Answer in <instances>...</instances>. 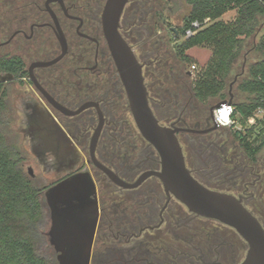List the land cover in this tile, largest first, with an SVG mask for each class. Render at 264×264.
Segmentation results:
<instances>
[{"label": "flooded vegetation", "instance_id": "flooded-vegetation-1", "mask_svg": "<svg viewBox=\"0 0 264 264\" xmlns=\"http://www.w3.org/2000/svg\"><path fill=\"white\" fill-rule=\"evenodd\" d=\"M4 2L5 4L8 2L12 7L13 17L4 23L3 32L0 34V59L12 56L22 58L29 83L34 90L29 97L43 103L82 153L80 145L87 141V134L92 128L95 131L99 123L98 118L96 124L97 108L90 107L79 114L66 115L50 104L30 79V67L33 63L51 61L63 52V45L58 37L62 32L66 40L64 56L52 65L34 67L33 73L43 88L69 109L76 110L86 102L99 103L105 116L99 144L102 133L109 123L106 109L113 106L109 101L112 97L113 78L108 63L112 56L102 29L101 16L104 6H100V0H4ZM4 49H7L5 54ZM16 79L24 80L25 77L14 76L13 80L3 83L7 84ZM27 106L33 104L27 103ZM87 163L95 167L90 159ZM83 165L79 166V170L83 169ZM247 166L246 170L252 175V180L242 185L237 196L264 228V166L260 169L258 160L251 159ZM65 176L56 177L50 173L49 177L54 179L41 190V194H45L47 188ZM164 193L167 199L163 205L149 206L103 205L98 197L100 212L90 264L243 263L249 246L247 244V251L242 254L241 243L235 235L231 236L217 229L211 232V238L205 240L192 234L190 237L188 232L186 236H182L181 232L179 238L178 216L172 204L173 197L168 196L165 190Z\"/></svg>", "mask_w": 264, "mask_h": 264}, {"label": "trees", "instance_id": "trees-1", "mask_svg": "<svg viewBox=\"0 0 264 264\" xmlns=\"http://www.w3.org/2000/svg\"><path fill=\"white\" fill-rule=\"evenodd\" d=\"M186 2L190 6V11L184 17V25L182 28H171L165 34L179 65L170 66L168 72L165 70L159 72L163 79L162 84L156 85L154 91L158 98L168 101V107L175 111L171 114L172 118L184 122L185 128L192 126L195 129H203L204 124L205 127H209L208 123H213L212 99L219 98L223 101L232 97L226 88L233 78L232 83L236 85L237 92L243 95L240 101L231 100L235 106L233 117L241 124V128L237 125L219 128L232 130L245 155L256 161L258 154L264 150V113L262 118H258L252 125L248 124V119L257 110H264V0H186ZM232 10H236L232 20L222 19L223 15ZM207 18H210L209 23L203 24L195 34L185 36V31L193 21L204 22ZM152 20L157 31L167 27V19L161 11L155 12ZM198 46H208L212 51L211 58L200 68L188 53V50ZM251 57L255 58L251 61ZM193 65L196 66L195 71L189 68ZM0 72L12 73L16 77L28 75L22 58L17 56L1 58ZM194 73L196 76L191 81ZM4 85L0 81V264H52L37 250V232L44 217L41 190L36 188L31 178L26 175L21 153L3 126V113L7 108ZM151 99L149 92L150 102ZM109 101L112 104L111 98ZM113 108V106L108 108L109 113L114 112ZM184 118L187 123L182 120ZM180 133H188L195 141L206 136V133ZM120 141L122 143L123 140L119 136L112 137L105 149L99 148L98 144L97 152L103 163L127 179L130 170H127L129 163L125 158L132 154V145H127V153L122 157L118 150H112V144ZM204 155H208V152L198 153L196 158L198 162L206 165L205 161L208 158ZM195 177L203 182L200 177ZM147 195L150 197L143 195L122 204L163 205L164 195L161 196L157 191L148 192ZM102 204L122 205L110 202L109 199L103 200ZM174 208L178 216L179 238L181 232L182 236H186L188 232L190 237L192 234L205 240L211 238L213 230H217L209 226L201 229L191 228L183 211L178 210L176 205Z\"/></svg>", "mask_w": 264, "mask_h": 264}, {"label": "water", "instance_id": "water-1", "mask_svg": "<svg viewBox=\"0 0 264 264\" xmlns=\"http://www.w3.org/2000/svg\"><path fill=\"white\" fill-rule=\"evenodd\" d=\"M129 1L106 0L101 16L102 29L135 124L160 157L158 168L143 171L134 181L122 178L97 156L98 141L105 123L99 103L91 101L76 110L69 109L56 101L35 77L34 67L52 65L66 53V40L62 32L58 37L63 45V52L51 61L33 63L30 67V79L47 101L66 115H76L90 107L97 108L99 123L90 141V160L115 185L134 189L151 177L158 178L166 194L183 203L190 212L217 220L234 228L242 236L249 246L242 264H264V228L260 221L239 197L212 189L196 178L187 165L179 140L180 132L207 133L217 129L219 125L214 119L215 108L222 104H232V101L223 100L211 107L214 123L211 129L162 125L150 104L143 64L120 30L121 19ZM13 79L12 73L0 74L1 82ZM27 103L33 106L28 107ZM19 115L21 129L25 132V138L30 140L43 172L54 171L56 177L66 175L47 188L44 194L51 221L48 235L57 252L58 263L90 264L100 212L95 178L89 170H79L83 161L82 153L43 103L33 97L24 98ZM28 173L30 177L35 176L31 166L28 167Z\"/></svg>", "mask_w": 264, "mask_h": 264}, {"label": "rangeland", "instance_id": "rangeland-1", "mask_svg": "<svg viewBox=\"0 0 264 264\" xmlns=\"http://www.w3.org/2000/svg\"><path fill=\"white\" fill-rule=\"evenodd\" d=\"M105 2L106 0H100V6L103 7ZM8 4V2L5 4L4 0H0V34L3 32L4 23L13 17V13L11 12L12 7ZM157 11H161L165 19H167V27H163L161 31H157L152 20L154 19V13ZM189 11L190 6L186 0H167V2L160 0H130L121 19V33L131 44L139 61L143 64L145 82L150 92V99L152 98L150 104L160 123L165 126L175 124V126L186 127L183 125L184 122H180L178 118L171 117V114L175 113V111L168 107V101H163L158 98L154 89L157 87L156 85L162 84L163 79L159 74L160 71L165 70L168 72L170 66L177 67L179 65V61L176 59L174 52H172V45L165 38V34L171 28H182L184 25V17L188 15ZM234 13H236L235 10L230 11L222 19L230 21L235 17ZM6 51L7 49H4V53H2L5 54L7 53ZM188 53L196 60V65L199 68L204 66L212 56V51L208 46L194 47L188 50ZM254 58L251 57V61ZM108 63L112 69L113 90L111 92V100L114 112H112L113 114L109 113V109H106L109 123L102 133L99 148H102V150L103 148L105 149L109 146L108 141L110 138L119 136L123 141L122 143L121 141L119 143H113L112 150H118V153L122 157H125L124 153H127V145L131 144L132 154H128L125 160L129 163L127 170H130L127 180L134 181L143 171L155 169L159 166V155L155 148L138 130L115 64L111 58L108 60ZM189 68L192 71L196 70V67L193 68V66ZM0 74L5 75L6 72H0ZM195 76L196 73L192 75L191 81ZM28 79L29 76L27 75L24 80L16 79L4 85L7 108L3 113L2 121L3 126H5V129L10 135V140L16 144L21 153L22 165L26 175L30 177L28 167L31 166L35 174L34 177H30L32 184L39 190H43L54 179L53 177H49L50 173L55 174V172L49 171L47 172L49 174L46 173L47 175L43 172L38 158L34 155L30 140L25 138V132L21 129L19 113L22 108V100L32 95L34 91ZM232 82L233 78L227 84L226 89L232 95L227 100L231 101L235 99V101H240L243 95L237 92L236 85ZM220 101L219 98H213L211 106L213 107ZM96 119L97 124L98 117ZM182 120L187 123L185 118ZM188 124L190 123L188 122ZM252 124L250 123L249 125ZM205 126L204 124L203 129H211L214 127V123H208L209 127ZM187 127L193 128L192 126ZM237 127L241 128V124L237 123ZM93 132L94 128L87 134V141L80 145L83 155L81 164H84L83 170L92 172L97 183L99 199L101 201L109 199L110 202L122 204L125 201L142 197L143 195L149 196L147 195L148 192L152 193V191H157L161 196L164 195V201L162 203L164 204L167 197L164 193V187L158 178L151 177L139 188L127 190L116 186L104 173L87 163L88 159H90L89 145ZM207 133L206 136L198 138L196 141L188 133L179 134V140L183 147L187 165L193 174L200 177L203 183L210 188L232 193L237 196L241 192L242 185L252 180V175L248 174L249 171L246 170L248 168L247 165H249V158L245 155L238 139L229 128H219L214 132ZM206 151L208 155L204 156L208 159L205 161L206 165H203L198 162L196 157L198 153L202 154ZM97 156L101 159L99 153ZM258 166L260 169L264 166V150L258 154ZM41 201L44 217L37 232V250L41 256L47 258L52 264H59L57 252L49 242V236L47 234L50 228V215L44 193L41 194ZM172 204L176 205L178 210L183 211L186 220L188 218L191 228L197 227L201 229V227L209 226L213 229H218L220 232H227L228 235H235L241 243L242 254L246 253L247 243L232 227L214 219L193 216L194 214L190 213L188 208L174 197ZM196 233L194 230V234Z\"/></svg>", "mask_w": 264, "mask_h": 264}, {"label": "built area", "instance_id": "built-area-1", "mask_svg": "<svg viewBox=\"0 0 264 264\" xmlns=\"http://www.w3.org/2000/svg\"><path fill=\"white\" fill-rule=\"evenodd\" d=\"M210 22V18L204 20V22L193 21L191 26L185 31V36L189 37L196 33V31L202 27L203 24ZM196 66L193 65V68ZM235 113V106L233 104H222L221 106L215 108L214 119L219 127H231L232 125H237L236 119L233 117ZM264 113L263 109L257 110L254 115L248 119V124L256 123L258 118H262Z\"/></svg>", "mask_w": 264, "mask_h": 264}, {"label": "crops", "instance_id": "crops-1", "mask_svg": "<svg viewBox=\"0 0 264 264\" xmlns=\"http://www.w3.org/2000/svg\"><path fill=\"white\" fill-rule=\"evenodd\" d=\"M232 11H233V10H232ZM235 11H236V10H235ZM229 12H230V11H229ZM226 14H227V13H226ZM234 15H236V13H234ZM223 16H224V15H223ZM222 18H223V17H222ZM191 49H192V48H191ZM191 49H190V50H191Z\"/></svg>", "mask_w": 264, "mask_h": 264}]
</instances>
